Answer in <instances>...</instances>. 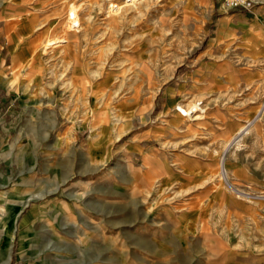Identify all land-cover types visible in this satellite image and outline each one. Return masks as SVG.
I'll return each mask as SVG.
<instances>
[{
  "label": "rangeland",
  "instance_id": "rangeland-1",
  "mask_svg": "<svg viewBox=\"0 0 264 264\" xmlns=\"http://www.w3.org/2000/svg\"><path fill=\"white\" fill-rule=\"evenodd\" d=\"M253 1L0 0V264H264Z\"/></svg>",
  "mask_w": 264,
  "mask_h": 264
},
{
  "label": "bare ground",
  "instance_id": "bare-ground-1",
  "mask_svg": "<svg viewBox=\"0 0 264 264\" xmlns=\"http://www.w3.org/2000/svg\"><path fill=\"white\" fill-rule=\"evenodd\" d=\"M25 106H27V105H25ZM190 106L195 107L196 109L198 107L197 104H192ZM179 108L187 112V109L184 108L183 106L180 105ZM183 113H185V112H183ZM145 164L150 165V168L146 170V173L148 174V179H149L151 177V174L154 172V169H157V167L160 165V163L158 162V155L155 153H153V155H148V158L146 159ZM221 168H222V174L227 177L228 173H227V169H226L225 158L222 159ZM41 195H38V196H41ZM13 197L15 198L14 195H12V198ZM32 197H37V196L31 195L28 193L23 195L22 201L20 202L19 209L17 211L10 212L11 215H10V217L8 216L7 219L3 218V217L0 218V233H1V235L5 236L8 245H10L12 240H13V236H14V233H15L16 228H17V221H18L19 215L22 212V210L27 205L30 204ZM13 200H14V204H15L16 199H13ZM5 220L8 222L10 221V223H9L10 227L4 230L3 226L6 225Z\"/></svg>",
  "mask_w": 264,
  "mask_h": 264
},
{
  "label": "built area",
  "instance_id": "built-area-1",
  "mask_svg": "<svg viewBox=\"0 0 264 264\" xmlns=\"http://www.w3.org/2000/svg\"><path fill=\"white\" fill-rule=\"evenodd\" d=\"M223 5L230 9H244L251 11L254 8V1L253 0H222Z\"/></svg>",
  "mask_w": 264,
  "mask_h": 264
},
{
  "label": "crops",
  "instance_id": "crops-1",
  "mask_svg": "<svg viewBox=\"0 0 264 264\" xmlns=\"http://www.w3.org/2000/svg\"><path fill=\"white\" fill-rule=\"evenodd\" d=\"M255 11H253V13L252 12H249L248 14L249 15H255V13H254ZM244 26V25H243ZM242 26V27H243ZM245 27V26H244ZM12 79H9V77H7V76H4L3 78H1V84L5 87V88H7V89H10V88H12ZM21 84H24V82H21L20 83V85H19V87H20V90H21V88L23 87ZM23 89L24 90H22L23 91V93H26V89H27V87H23ZM9 253V252H8Z\"/></svg>",
  "mask_w": 264,
  "mask_h": 264
}]
</instances>
